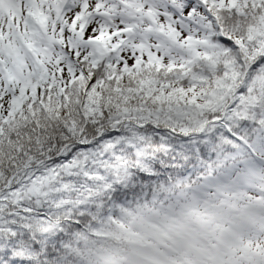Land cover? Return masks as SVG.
<instances>
[{
    "label": "snow or ice",
    "instance_id": "obj_1",
    "mask_svg": "<svg viewBox=\"0 0 264 264\" xmlns=\"http://www.w3.org/2000/svg\"><path fill=\"white\" fill-rule=\"evenodd\" d=\"M257 147L264 0H0V264H92L159 169Z\"/></svg>",
    "mask_w": 264,
    "mask_h": 264
},
{
    "label": "trees",
    "instance_id": "obj_2",
    "mask_svg": "<svg viewBox=\"0 0 264 264\" xmlns=\"http://www.w3.org/2000/svg\"><path fill=\"white\" fill-rule=\"evenodd\" d=\"M261 157L264 148L257 147L241 158L246 163L228 161L206 173L159 169L165 175L146 189L147 198L130 195L129 203L103 219L98 235L85 238L92 264H233L241 241L232 236L256 230V217L264 216L262 195H250L264 194Z\"/></svg>",
    "mask_w": 264,
    "mask_h": 264
},
{
    "label": "rangeland",
    "instance_id": "obj_3",
    "mask_svg": "<svg viewBox=\"0 0 264 264\" xmlns=\"http://www.w3.org/2000/svg\"><path fill=\"white\" fill-rule=\"evenodd\" d=\"M238 239L241 244L233 257V264H264V222L260 223L257 231L248 230ZM247 250L248 253H246Z\"/></svg>",
    "mask_w": 264,
    "mask_h": 264
}]
</instances>
